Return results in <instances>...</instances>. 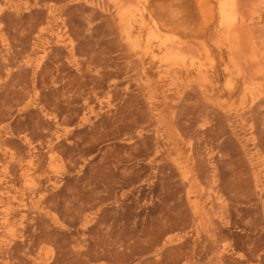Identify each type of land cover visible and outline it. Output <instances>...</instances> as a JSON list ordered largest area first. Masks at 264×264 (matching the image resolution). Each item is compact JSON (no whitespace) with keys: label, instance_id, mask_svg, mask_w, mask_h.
<instances>
[{"label":"rangeland","instance_id":"obj_1","mask_svg":"<svg viewBox=\"0 0 264 264\" xmlns=\"http://www.w3.org/2000/svg\"><path fill=\"white\" fill-rule=\"evenodd\" d=\"M121 4L0 0V264H264V0Z\"/></svg>","mask_w":264,"mask_h":264},{"label":"bare ground","instance_id":"obj_2","mask_svg":"<svg viewBox=\"0 0 264 264\" xmlns=\"http://www.w3.org/2000/svg\"><path fill=\"white\" fill-rule=\"evenodd\" d=\"M113 4H115L116 6H122V4L121 3H123L124 4V2L126 1V0H110ZM234 1V0H233ZM234 3H236V2H234ZM233 3V4H234ZM126 7V6H125ZM231 7V6H230ZM119 8V7H118ZM227 8H228V5L227 4H223L222 3V6H221V8H220V13H221V16H222V18H223V20L225 21V22H227L228 23V21H230L229 20V18L231 17V14H228V12H227ZM125 9V8H124ZM233 9V8H232ZM123 10L121 9V13H123L122 12ZM232 12V11H231ZM233 14V13H232ZM122 15V14H121ZM124 16V15H123ZM123 18V17H122ZM125 21V20H124ZM56 40L59 42V39H60V36L59 35H57L56 37ZM162 44H165V46H167V44L166 43H162ZM167 50V49H166ZM238 50L239 49H235V50H233V52H238ZM165 55V54H164ZM165 58V61L167 62V63H169V65H171V66H173V65H178V63H179V61H181V57H180V55H179V53H172V52H168L167 51V54H166V57H164ZM164 60V59H163ZM255 60V59H254ZM173 67H175V66H173ZM179 67V66H178ZM170 68V67H169ZM172 68V67H171ZM230 83V82H229ZM27 174V173H26ZM24 175V177L26 178H29L27 175ZM27 180V179H26ZM28 181V180H27ZM5 183V182H4ZM27 183V182H26ZM12 192V191H11ZM13 193V192H12ZM20 193V192H19ZM11 194V193H10ZM16 194V193H15ZM14 194V195H15ZM7 195H8V193H7ZM17 195V194H16ZM18 197H19V195H18ZM7 198V197H6ZM8 199H9V196H8ZM10 199H14V200H17V201H19V199H17V197L16 196H12V197H10ZM22 199V198H21ZM22 200H24V199H22ZM11 201V200H10ZM24 202V201H23ZM19 203H20V201H19ZM18 203V204H19ZM14 204V203H13ZM16 204V203H15ZM21 204V203H20ZM23 210H25L26 209V205L25 204H23ZM11 209V208H10ZM7 222H9L10 220L8 219V217H7ZM4 222V221H3ZM13 222V221H12ZM0 223H2V222H0ZM6 224V223H5ZM7 224H9V223H7ZM0 225H2V224H0ZM24 225V220H22V222L20 223V228L22 227ZM12 227V226H11ZM3 228V227H2ZM16 229V228H15ZM14 232V231H13ZM15 233V232H14ZM7 234H9V232L7 233ZM2 237V236H1ZM4 237V236H3ZM6 237V236H5ZM17 236L15 235V234H11V238H10V240L11 241H9V242H12L15 238H16ZM7 238V237H6ZM5 238V239H6ZM9 238V237H8Z\"/></svg>","mask_w":264,"mask_h":264}]
</instances>
